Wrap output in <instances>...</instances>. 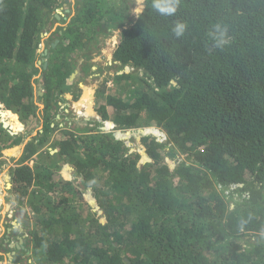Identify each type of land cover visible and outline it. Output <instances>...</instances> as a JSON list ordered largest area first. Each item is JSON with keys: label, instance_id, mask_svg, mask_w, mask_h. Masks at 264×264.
I'll use <instances>...</instances> for the list:
<instances>
[{"label": "trees", "instance_id": "trees-1", "mask_svg": "<svg viewBox=\"0 0 264 264\" xmlns=\"http://www.w3.org/2000/svg\"><path fill=\"white\" fill-rule=\"evenodd\" d=\"M131 3L0 0V156L41 122L9 170L14 257L264 264V0H179L169 16L146 0L136 17ZM125 25L114 89L103 82L84 128L62 125L79 55ZM65 166L75 184L55 182Z\"/></svg>", "mask_w": 264, "mask_h": 264}, {"label": "rangeland", "instance_id": "rangeland-1", "mask_svg": "<svg viewBox=\"0 0 264 264\" xmlns=\"http://www.w3.org/2000/svg\"><path fill=\"white\" fill-rule=\"evenodd\" d=\"M131 1H132L131 3L132 7L129 12L131 15H133V17H136L144 8L146 0H131ZM66 23H63L62 25L66 26ZM56 25L57 24H54V26L45 33L44 38H43V43H42L43 50L45 48L46 39L53 32ZM126 28H127V25H125L123 28H113V29L110 28L108 30H105L102 35L96 38V41H95L96 45L90 46L89 49L85 51V53H81L79 55L77 59L76 71H74V73L71 75V82L74 83V86L72 88L73 93L66 92L62 95V98H61V108L59 110V113L62 115L64 111L65 113L64 115L66 117V119L64 118L62 125H68L70 129H73V128L75 129L76 127L84 128L86 125H88L87 120L85 119L93 117L92 108L95 102H97L99 99L102 98L101 87L103 85V82H106L108 89H111V90L114 89L113 77H114L117 66L113 63L112 56L119 44V41L121 38V32L122 30ZM83 55H85V57H83ZM87 64H88V68L86 69ZM118 97H122V96L118 95ZM84 99H87L89 101L88 105L86 104L80 105L81 101ZM36 104L39 106V109H42V104L40 102ZM4 122L8 124L10 128L8 129L10 131H13V129L14 130L18 129L17 127L12 128L11 127L12 124H10L9 121L5 120ZM33 123L28 128L29 131L33 130V133L30 135V137L25 139L26 142H28L31 137L35 136L37 130L40 129L41 122L38 118L33 119ZM88 127H90V125ZM132 146L133 147L138 146V142L134 141L132 143ZM20 147L21 146H18L16 149L19 150ZM6 153H7L6 150H3L1 152L2 155H5ZM15 154H17V152ZM2 159L3 160L0 159V188L3 186V182L6 181V184H7V179H6L7 172L5 171L7 170L8 166H5V168H2L4 166L2 165L3 162L5 163L7 162L5 161L4 156ZM59 164H61V162ZM13 165L15 167L16 162L11 161L10 167L12 168ZM67 171L68 170L65 166L63 171L60 172V176L56 179L55 182H59V180L61 179L64 182L70 181L73 184H75V180L73 176L70 175ZM4 187H5L4 191L6 193V196L10 200L9 202L7 201L5 202V209H7L6 213L9 216L10 215L16 216L17 207H15V205L12 203L11 201L12 198L7 192L5 184H4ZM2 211H3V207L1 204V198H0V213ZM7 219L8 217L7 218L5 217V220ZM7 230H9V228ZM12 230H15V229L12 227ZM15 234L16 233L10 234V239H8L9 243H7V246L5 249L7 251V249L10 248L11 254H16L19 250H21V248H19V246L15 244L16 242H19V238H20L19 236L21 233L18 231V235H15ZM6 236L0 235V250H2L3 249L2 246L6 244L5 243L6 238H7ZM5 250H2V251L5 252ZM28 255L27 254L21 255L20 258L16 261V263H18L21 260V264H30L31 262L28 259ZM15 260H16V256L11 260L12 264L15 262ZM1 261H3V259Z\"/></svg>", "mask_w": 264, "mask_h": 264}, {"label": "crops", "instance_id": "crops-1", "mask_svg": "<svg viewBox=\"0 0 264 264\" xmlns=\"http://www.w3.org/2000/svg\"><path fill=\"white\" fill-rule=\"evenodd\" d=\"M5 120L6 121H9V123L10 124H12L11 123V121H10V118L9 117H7V118H5ZM4 120V121H5ZM6 123V122H5ZM7 124V123H6ZM8 125V124H7ZM16 130V129H15ZM15 130L13 129V132H15ZM18 130V129H17ZM17 130H16V132H17ZM30 137V136H29ZM27 142H26V140L24 141V144L23 143H21V145H19V146H21L20 148H19V150H17L16 148L18 147V146H15V147H13L12 149H16V151H17V154H15V155H13V154H5V155H2L1 154V160H3L2 158H3V156H4V158H5V161H7L6 163L5 162H3V164L2 165H4L2 168H5V166H8L7 167V170L5 171V172H7V176H6V179H7V183H8V181H9V169L11 168L10 167V164H11V161L12 162H18V159L21 157V155H22V153H23V149H24V147H25V144H26ZM7 151V150H6ZM9 151V150H8ZM13 167H14V165H13ZM12 167V168H13ZM4 184H5V186L7 185L6 184V181L5 182H3V186L0 188V198H1V204H2V207H3V211L0 213V235H4V236H6V234L9 236V232H11V228L13 227V226H15L16 227V225L17 224H15V222L16 221H14V219L15 218H18L19 216H20V214L21 213H16V216H14V215H8L6 212H7V209H5V202L7 201V202H9V200L7 199V196H6V193H5V191H4V189H5V187H4ZM6 189H8L7 188V186H6ZM10 195V194H9ZM12 200V199H11ZM13 203V202H12ZM14 216V217H13ZM5 217L7 218L8 217V219L7 220H5ZM9 228V230H7ZM6 238V237H5ZM8 239H9V237H7L6 238V244H4L3 246H2V250H5L6 249V246H7V243H8ZM2 250H0V256L2 257L1 259H3V261H1V263L0 264H11L12 262H11V254H10V252H8V251H6L5 250V252L4 251H2Z\"/></svg>", "mask_w": 264, "mask_h": 264}, {"label": "clouds", "instance_id": "clouds-1", "mask_svg": "<svg viewBox=\"0 0 264 264\" xmlns=\"http://www.w3.org/2000/svg\"><path fill=\"white\" fill-rule=\"evenodd\" d=\"M179 0H153V4L152 7L161 15L163 16H169L175 13L176 8L178 6ZM58 14V13H57ZM130 14V13H129ZM138 16V15H137ZM130 17H133V15L130 14ZM185 25L183 23L177 22L173 28V32L176 35V37H180L183 35L184 31H185ZM45 35V34H44ZM226 41L223 39L218 40L217 42V46L222 45L223 43H225ZM71 77V76H70ZM71 81V79H70ZM61 108V106H60ZM7 128H9V126L7 125ZM10 129V128H9ZM8 184V183H7ZM24 214H20V216L17 218L19 220V223L15 222V224H17L16 226H20V219ZM15 221V219H14ZM26 223V222H24ZM22 231V230H21ZM6 237H9L10 239V234L9 236L7 235ZM9 243V242H8ZM17 246H19V244L15 243ZM11 254V253H10ZM15 254H11V260L14 258ZM21 256V255H20ZM20 256H16V260L15 262L20 258ZM2 260V259H1Z\"/></svg>", "mask_w": 264, "mask_h": 264}, {"label": "water", "instance_id": "water-1", "mask_svg": "<svg viewBox=\"0 0 264 264\" xmlns=\"http://www.w3.org/2000/svg\"><path fill=\"white\" fill-rule=\"evenodd\" d=\"M55 18H56V20L59 19V15H58L57 13L55 14ZM42 37L44 38V35H43ZM57 42H58V41L56 40L51 46L54 47L55 44H56ZM43 53H44V54H47V50H44ZM44 67H45V65H44ZM70 79H71V77H70ZM37 94H38V95H42V92H41V91H38ZM1 116H3V114H2ZM3 125H4V127H7V124H6L4 121H3ZM6 186H7V188H9L10 185L7 184ZM19 243L21 244L22 242H19Z\"/></svg>", "mask_w": 264, "mask_h": 264}, {"label": "bare ground", "instance_id": "bare-ground-1", "mask_svg": "<svg viewBox=\"0 0 264 264\" xmlns=\"http://www.w3.org/2000/svg\"><path fill=\"white\" fill-rule=\"evenodd\" d=\"M12 128H16V126L12 123V126H11Z\"/></svg>", "mask_w": 264, "mask_h": 264}]
</instances>
